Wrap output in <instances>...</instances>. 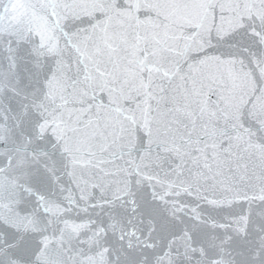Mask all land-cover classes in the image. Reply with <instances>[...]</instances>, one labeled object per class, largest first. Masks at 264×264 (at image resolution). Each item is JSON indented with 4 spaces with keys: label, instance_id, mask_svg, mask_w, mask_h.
Segmentation results:
<instances>
[{
    "label": "snow or ice",
    "instance_id": "1",
    "mask_svg": "<svg viewBox=\"0 0 264 264\" xmlns=\"http://www.w3.org/2000/svg\"><path fill=\"white\" fill-rule=\"evenodd\" d=\"M142 2L44 0L49 34L37 39V0H0V133L14 145L7 167L99 185L134 176L166 188L162 195L235 209L229 219L246 228L264 217V85L255 76L264 61L250 67L234 43L216 42L203 58L186 57L177 32L133 22ZM97 8L103 17L92 15ZM8 211L13 231H0V264H57L47 227ZM240 255V264H264V244Z\"/></svg>",
    "mask_w": 264,
    "mask_h": 264
},
{
    "label": "water",
    "instance_id": "2",
    "mask_svg": "<svg viewBox=\"0 0 264 264\" xmlns=\"http://www.w3.org/2000/svg\"><path fill=\"white\" fill-rule=\"evenodd\" d=\"M37 8L31 23L39 39L49 34L50 10L44 0H37ZM92 15L103 17L99 8ZM82 16V23L91 19L87 13ZM133 16L142 27L184 37L186 57L203 58L209 43L216 42L234 43L232 51L250 67H255L254 60L264 61V0H146ZM255 76L264 85V73L257 70ZM12 109L18 106L13 103ZM13 146L7 132L0 133V165L5 169L0 173V231H13L7 219L11 205L12 215H26L37 227H47L62 254L57 264H240L242 248L264 244V217L237 227L229 219L235 209L199 203L185 194L162 195L166 188L138 184L134 176L124 184L99 185L68 175L55 180L43 170L13 171L6 159Z\"/></svg>",
    "mask_w": 264,
    "mask_h": 264
}]
</instances>
